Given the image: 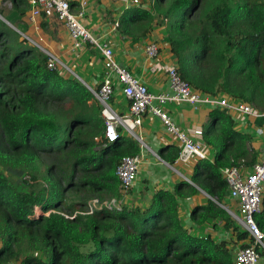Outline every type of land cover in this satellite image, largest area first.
Wrapping results in <instances>:
<instances>
[{
    "label": "trees",
    "instance_id": "trees-1",
    "mask_svg": "<svg viewBox=\"0 0 264 264\" xmlns=\"http://www.w3.org/2000/svg\"><path fill=\"white\" fill-rule=\"evenodd\" d=\"M7 1L12 6L0 15L17 31L0 18V264H234L235 252L253 240L221 207L231 201L223 171L248 172L262 159L253 136L227 110H212L202 130L213 158L192 163L196 186L142 183L125 192L117 169L141 145L123 130L108 142L92 92L65 69H49L50 57L32 43L53 52V20L43 16L36 30L29 2ZM118 22L134 42L163 28L194 91L264 113V0H142ZM180 152L168 146L157 154L176 167ZM200 190L211 199L191 210L188 226L182 202ZM133 197L145 201L136 205ZM95 198L117 199L121 208L89 214ZM255 220L264 231V194ZM195 226L212 233L196 235Z\"/></svg>",
    "mask_w": 264,
    "mask_h": 264
},
{
    "label": "built area",
    "instance_id": "built-area-1",
    "mask_svg": "<svg viewBox=\"0 0 264 264\" xmlns=\"http://www.w3.org/2000/svg\"><path fill=\"white\" fill-rule=\"evenodd\" d=\"M31 5L30 21L38 30V21L45 16L48 19H56L67 30L70 39V52L78 57L79 52L86 46L97 52L103 62V74L98 88L88 86L98 103L103 107L102 115L105 120V136L109 143H115L120 139V131L136 137L145 148H148L137 129L142 126L146 116L158 118L166 129V132L174 137L181 147L177 164L190 165L194 161L208 159L205 151V143L202 139L203 130H195L194 133L183 130L167 109L169 105L189 106L195 110L209 107L212 110L225 109L241 123L252 118L263 119L264 113H260L253 106L231 101L224 96L212 97L194 91L180 75L176 66L168 70L169 88L167 91L154 94L136 77L127 67L120 65L115 59L112 43L104 36L95 35L86 28L83 20L86 17L87 5L90 0L80 2V10L74 12L69 0H26ZM123 5L126 9L139 7L142 0H110ZM9 2L10 6L12 4ZM115 29L119 27L117 21ZM42 40V39H41ZM50 57L49 69H67L61 58L53 52L43 48L32 41ZM146 55L151 60L160 59V47L152 42L146 47ZM67 71V70H66ZM117 91L129 102L130 109L127 114L121 115L112 106V99ZM257 132L264 134L263 126H258ZM156 157L164 162L157 154ZM146 162L143 151L139 156L124 157L117 169L122 188L125 192L136 186L141 171V166ZM165 163V162H164ZM223 174L229 186V199L237 205V212L227 206L231 217L236 224L249 234L253 245L247 248H239L235 252L234 264H264V231L258 226L255 217L262 212L264 194V157L248 172H242L237 168L224 170ZM122 201L112 199L100 201L95 198L89 202V214L104 207L120 209Z\"/></svg>",
    "mask_w": 264,
    "mask_h": 264
},
{
    "label": "crops",
    "instance_id": "crops-1",
    "mask_svg": "<svg viewBox=\"0 0 264 264\" xmlns=\"http://www.w3.org/2000/svg\"><path fill=\"white\" fill-rule=\"evenodd\" d=\"M69 1L72 4L71 6L73 7V11L78 12L80 10V2L82 0ZM125 10L126 8L121 4L113 3L110 0H90L86 8L87 14L83 23L86 28L91 30L95 35L104 36L106 40H109L112 43L116 61L120 65L127 67L149 88L152 93L159 94L167 91L169 88L168 70L176 64L175 59L170 52L169 46H164L160 41L158 43L156 33L158 29H163L158 28L153 38L148 36L146 39L134 42L129 36H124L118 28L115 29L114 27V22L119 21ZM47 25L48 29L55 34L54 38H51L53 40L51 43L52 46H50L53 53L57 56H60L58 54H62V56L67 59L70 64H73V61L76 60H78V62L80 61L81 63H79L84 65V68L78 67V69H81L83 72H86V69L89 68L95 70L96 77L92 79L91 84L86 83L83 79H81V81L85 85H89L91 87L98 86L103 74V62L99 54L96 57L93 55L94 51L87 49L83 53L79 54L77 58H74V55L70 52V39L64 25L56 19ZM160 40H164V37H161ZM57 42H59V44H57ZM152 42H155L160 46L159 60H151L146 55V47ZM76 66H79V64H76ZM98 78L100 81H98ZM113 103L117 106V109L113 108L119 113L127 114L129 112V102L120 92L117 91L116 96H114ZM167 109L177 124L183 130L190 133H194L195 130L202 129L203 124L207 121L208 113L212 111L209 107L195 110L189 106L176 105H169L167 106ZM240 121L242 122L241 119ZM241 122H238V129L250 133L253 136L254 147L259 150L261 156L264 157V139L261 138L264 137V134H259L257 132V128L260 125H252L246 124V122ZM251 122L252 121L249 123ZM137 133L140 138L142 137L145 145L147 147H153L156 153L163 147L180 146V143L166 132L162 122L156 117H144L142 126L137 129ZM124 135L130 137L128 133H124ZM131 138V140H136L133 137ZM137 142L141 145L146 159L138 177L136 185L137 188L140 187V184L145 183L144 186L148 185L151 187V190L156 187L159 189L172 190L173 187L181 180H186L196 186L190 180L192 173L194 172V164H192L191 167L182 166L183 168L180 170L177 169L179 172L175 169L176 167L171 166L172 169H169L160 165V163H157L154 160V156L148 150H145L144 145H142L139 141ZM207 154L211 159L213 158L212 153L210 155V153L207 152ZM176 166H179V164L176 163ZM203 193L207 196V198L202 195ZM208 197L209 196L204 191L200 190V195L182 202V216L188 226H193L190 222L191 210L196 205H205ZM231 201L233 204L235 203L233 200ZM194 229L196 235H207L212 233L209 227L204 228L203 231L196 226Z\"/></svg>",
    "mask_w": 264,
    "mask_h": 264
},
{
    "label": "rangeland",
    "instance_id": "rangeland-1",
    "mask_svg": "<svg viewBox=\"0 0 264 264\" xmlns=\"http://www.w3.org/2000/svg\"><path fill=\"white\" fill-rule=\"evenodd\" d=\"M7 0H0V9H5V10H10V8H11V6H10V4H9V2H6ZM0 17H2L1 15H0ZM3 18V17H2ZM13 29H15L12 25H10ZM163 29V28H162ZM16 30V29H15ZM17 31V30H16ZM51 31V30H50ZM164 29L163 30H161V29H158V31H157V33H156V35H157V39H158V43H159V41L160 42H162L163 43V45L164 46H166V47H168L169 45L166 43V41L165 40H160V38L161 37H164ZM52 32V31H51ZM28 38V37H27ZM32 40V39H31ZM58 55H60L59 57H61L62 56V54H58ZM93 55L94 56H98V53L97 52H93ZM81 57H83V56H81ZM75 58V57H74ZM61 59H62V61H63V63L65 64V67L67 68V69H65V70H67V72H68V74L70 75V76H72V77H74L75 79H78L79 81H80V79H83L86 83H88V84H91V81H92V79L93 78H95L96 77V71L95 70H93V69H91V68H89V69H86V72H83L81 69H78V67H83L84 68V65H81L79 62H78V60H76V61H73V64H70L69 63V61L67 60V59H65L63 56L61 57ZM76 64L78 65L79 64V66H76ZM98 81H100L99 80V78H98ZM95 85V84H94ZM112 104H113V107L115 108V109H117V106L112 102ZM131 138V137H130ZM134 139H136V140H138L136 137H133ZM262 139H264V137H261ZM132 139V138H131ZM144 148V147H143ZM208 148V147H207ZM145 150H148L153 156H154V160L157 162V163H160V165H163L164 167H167V168H169V169H172L171 168V166L168 164V163H163L159 158H157L156 157V152H155V149L153 148V147H148V148H145ZM158 155V154H157ZM143 168V165L141 166V169ZM181 168H183L181 165H179V166H176V170L177 169H181ZM178 171V170H177ZM179 172V171H178ZM181 173V172H180ZM144 177V176H143ZM204 197H206L207 198V196L203 193L202 194ZM209 198V197H208ZM132 200L134 201V204H139V203H142V202H144L145 200H144V198H142V199H139V197H137L135 200H134V197L132 198ZM130 204H132V201H131V197H130ZM235 204V203H234ZM233 204V202H231V201H228V205L230 206V208L231 209H233V210H235L236 212H237V207H238V205L237 204H235L234 205ZM37 214L38 213H36L35 214V216H37ZM224 238L223 239H227L228 237H229V235H225V236H223Z\"/></svg>",
    "mask_w": 264,
    "mask_h": 264
},
{
    "label": "clouds",
    "instance_id": "clouds-1",
    "mask_svg": "<svg viewBox=\"0 0 264 264\" xmlns=\"http://www.w3.org/2000/svg\"><path fill=\"white\" fill-rule=\"evenodd\" d=\"M16 29V28H15ZM160 47V46H159ZM80 81H81V79H80ZM82 82V81H81ZM83 83V82H82ZM84 84V83H83ZM87 88H88V86L89 85H85ZM91 87V86H90ZM93 87V86H92ZM97 86H95V87H93V88H96ZM89 89V88H88ZM130 105V104H129ZM121 114V113H120ZM121 115H123V114H121ZM124 134V133H123ZM130 136V135H129ZM130 137H132V136H130ZM159 156V155H158ZM211 199V198H210ZM230 214V213H229Z\"/></svg>",
    "mask_w": 264,
    "mask_h": 264
},
{
    "label": "water",
    "instance_id": "water-1",
    "mask_svg": "<svg viewBox=\"0 0 264 264\" xmlns=\"http://www.w3.org/2000/svg\"><path fill=\"white\" fill-rule=\"evenodd\" d=\"M1 19H3L2 17H0ZM5 22H7L5 19H3ZM8 23V22H7ZM9 24V23H8ZM10 25V24H9ZM15 28V27H14ZM85 85V84H84ZM222 208H224L228 213H229V211L227 210V208L226 207H224V206H221Z\"/></svg>",
    "mask_w": 264,
    "mask_h": 264
}]
</instances>
